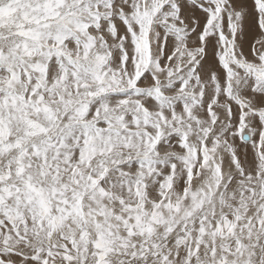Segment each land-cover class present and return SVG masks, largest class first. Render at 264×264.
<instances>
[{
	"label": "snow or ice",
	"instance_id": "6c2138e0",
	"mask_svg": "<svg viewBox=\"0 0 264 264\" xmlns=\"http://www.w3.org/2000/svg\"><path fill=\"white\" fill-rule=\"evenodd\" d=\"M0 264H264V0H0Z\"/></svg>",
	"mask_w": 264,
	"mask_h": 264
}]
</instances>
